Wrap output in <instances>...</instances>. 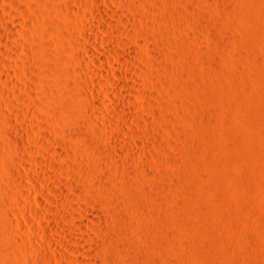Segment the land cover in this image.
<instances>
[{"label":"rangeland","instance_id":"obj_1","mask_svg":"<svg viewBox=\"0 0 264 264\" xmlns=\"http://www.w3.org/2000/svg\"><path fill=\"white\" fill-rule=\"evenodd\" d=\"M0 264H264V0H0Z\"/></svg>","mask_w":264,"mask_h":264},{"label":"bare ground","instance_id":"obj_2","mask_svg":"<svg viewBox=\"0 0 264 264\" xmlns=\"http://www.w3.org/2000/svg\"><path fill=\"white\" fill-rule=\"evenodd\" d=\"M86 55H88V58H93V55L90 53V52H88V54H86ZM106 187V186H105ZM110 189V188H109ZM106 191V190H105ZM109 195H110V193H108ZM107 194V195H108ZM84 239H85V236H84ZM87 239V238H86ZM86 242V241H85Z\"/></svg>","mask_w":264,"mask_h":264}]
</instances>
